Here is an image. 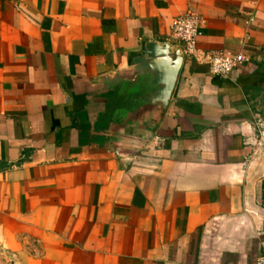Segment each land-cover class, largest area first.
Segmentation results:
<instances>
[{
	"label": "crops",
	"instance_id": "1",
	"mask_svg": "<svg viewBox=\"0 0 264 264\" xmlns=\"http://www.w3.org/2000/svg\"><path fill=\"white\" fill-rule=\"evenodd\" d=\"M185 12L245 60L163 105L135 60ZM262 113L264 0H0V264H254Z\"/></svg>",
	"mask_w": 264,
	"mask_h": 264
},
{
	"label": "built area",
	"instance_id": "2",
	"mask_svg": "<svg viewBox=\"0 0 264 264\" xmlns=\"http://www.w3.org/2000/svg\"><path fill=\"white\" fill-rule=\"evenodd\" d=\"M201 34V17L191 12L181 13L172 20L169 37L178 43L184 56L205 64L211 74L219 77L229 76L240 67L245 56L231 51H205L197 47V39ZM256 128L264 145V121L256 120ZM254 264H264V253L255 258Z\"/></svg>",
	"mask_w": 264,
	"mask_h": 264
},
{
	"label": "water",
	"instance_id": "3",
	"mask_svg": "<svg viewBox=\"0 0 264 264\" xmlns=\"http://www.w3.org/2000/svg\"><path fill=\"white\" fill-rule=\"evenodd\" d=\"M146 51V57L137 58L135 61L140 63L138 68L148 69L154 73L152 80L153 84L156 85V97L154 99L165 105L171 95L184 56L182 48L177 45L172 50L167 43L148 42ZM159 54L162 58L160 61L157 60ZM168 56L171 58V62H169Z\"/></svg>",
	"mask_w": 264,
	"mask_h": 264
},
{
	"label": "rangeland",
	"instance_id": "4",
	"mask_svg": "<svg viewBox=\"0 0 264 264\" xmlns=\"http://www.w3.org/2000/svg\"><path fill=\"white\" fill-rule=\"evenodd\" d=\"M261 116H262L261 120L264 121V113H262Z\"/></svg>",
	"mask_w": 264,
	"mask_h": 264
}]
</instances>
